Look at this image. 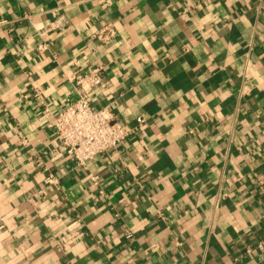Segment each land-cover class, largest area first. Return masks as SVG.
I'll return each mask as SVG.
<instances>
[{
  "label": "crops",
  "instance_id": "1",
  "mask_svg": "<svg viewBox=\"0 0 264 264\" xmlns=\"http://www.w3.org/2000/svg\"><path fill=\"white\" fill-rule=\"evenodd\" d=\"M97 64L130 134L78 166ZM0 264H264V0H0Z\"/></svg>",
  "mask_w": 264,
  "mask_h": 264
},
{
  "label": "built area",
  "instance_id": "2",
  "mask_svg": "<svg viewBox=\"0 0 264 264\" xmlns=\"http://www.w3.org/2000/svg\"><path fill=\"white\" fill-rule=\"evenodd\" d=\"M115 33L113 26L108 23L96 36L103 42H109ZM105 80L103 64H97L80 74L75 81L77 96L56 113L52 123L66 153L74 158L78 166H85L99 154L116 149L130 134L113 110L109 107L97 108L92 104V90ZM35 95L41 99L39 91ZM143 121V118L139 119V122ZM92 179L97 181V176ZM45 181L50 186L58 183V177L49 173ZM128 236L131 234L128 233Z\"/></svg>",
  "mask_w": 264,
  "mask_h": 264
}]
</instances>
